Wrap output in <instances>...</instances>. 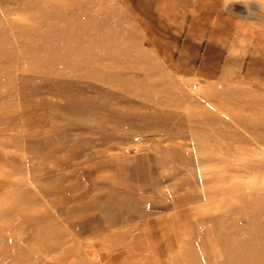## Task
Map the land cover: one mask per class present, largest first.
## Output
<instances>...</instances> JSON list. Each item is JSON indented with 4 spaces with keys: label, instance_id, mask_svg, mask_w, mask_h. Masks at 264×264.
I'll list each match as a JSON object with an SVG mask.
<instances>
[{
    "label": "rangeland",
    "instance_id": "obj_1",
    "mask_svg": "<svg viewBox=\"0 0 264 264\" xmlns=\"http://www.w3.org/2000/svg\"><path fill=\"white\" fill-rule=\"evenodd\" d=\"M0 264H264V0H0Z\"/></svg>",
    "mask_w": 264,
    "mask_h": 264
}]
</instances>
